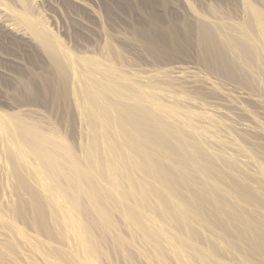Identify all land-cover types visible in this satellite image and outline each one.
Segmentation results:
<instances>
[{
  "label": "rangeland",
  "instance_id": "obj_1",
  "mask_svg": "<svg viewBox=\"0 0 264 264\" xmlns=\"http://www.w3.org/2000/svg\"><path fill=\"white\" fill-rule=\"evenodd\" d=\"M119 104L200 158L146 139ZM19 128L56 149L58 175ZM161 166L194 180L173 191ZM193 192L213 205L199 214ZM255 235L264 238V0H0V264H264Z\"/></svg>",
  "mask_w": 264,
  "mask_h": 264
},
{
  "label": "bare ground",
  "instance_id": "obj_2",
  "mask_svg": "<svg viewBox=\"0 0 264 264\" xmlns=\"http://www.w3.org/2000/svg\"><path fill=\"white\" fill-rule=\"evenodd\" d=\"M245 32H242V35H244ZM203 42H207L206 39H208L209 41L212 40V34L211 32H208V30L206 29L205 26H203V28L201 29V37ZM48 45V44H47ZM45 46V45H44ZM202 53L204 55L207 56L208 55H212V52L208 51V46L207 45H203L202 47ZM206 48V50H205ZM46 51H48L49 57L54 61V67L56 69L57 72H59L60 74L57 75H61V77L59 79H61L63 82L62 84L65 85L66 83V71H65V67L63 64H61L62 62L59 63L58 59H59V54L57 55V52L55 51L54 48H52L51 46L48 45V47L46 46ZM214 53H218V51H214ZM69 79V78H68ZM59 80V81H61ZM145 80V79H144ZM146 81V80H145ZM58 82V81H57ZM59 85V84H58ZM67 85V84H66ZM59 87V86H58ZM62 87V86H61ZM66 87V86H65ZM67 88V87H66ZM60 89V97H62V99H64L67 95V89ZM117 109L123 114V116L130 122V124L132 125V127L134 128V130L140 132L146 139L149 140H153L158 146L163 147L164 149L170 151L171 153L177 155L181 160L185 161V162H193L197 159L200 158L199 153L193 152V153H189L181 144L178 140H176L175 138H173L171 135L160 131L159 129H157L155 126H153L150 121L147 119V117L145 115H143V113L140 112V110L134 106V105H123V104H119L117 105ZM29 112V111H28ZM18 115V114H17ZM72 115V114H71ZM14 118V117H13ZM20 118V117H19ZM17 118V119H19ZM2 119V118H1ZM16 119V118H14ZM16 119V121H17ZM23 120V119H22ZM21 120V122H22ZM75 120V119H74ZM20 122V119L18 120ZM71 121V120H70ZM26 122V121H25ZM27 123V122H26ZM71 123V122H69ZM25 124V123H24ZM73 124V123H72ZM23 125V124H21ZM24 126V125H23ZM28 126V123H27ZM26 124L25 127L27 128ZM32 125H30L31 127ZM22 127V126H21ZM20 127V128H21ZM20 128H19V132H20ZM32 128V127H31ZM35 128V127H34ZM71 128V127H70ZM18 129V128H17ZM75 129V127H74ZM22 130V129H21ZM26 130V129H25ZM24 130V131H25ZM23 131V132H24ZM22 133V132H20ZM34 133V132H33ZM31 133H27L24 132L22 133L24 136V139L22 138V136H19V138L21 137L24 140V145L26 146L27 144H29L30 148L32 149V152L36 155V157H38V159L41 160V162L43 163V165H45L50 171L51 173H53L54 175H58L57 173V169L55 168L56 165V161L54 158V152H56V149H52V148H48V147H44L43 143L38 139L37 136H35L34 134ZM25 139H26V143H25ZM21 140V139H20ZM172 140H176L178 143H173ZM22 141V140H21ZM28 142V143H27ZM26 146V147H29ZM205 168L208 167L210 164L205 162L202 164ZM49 171V172H50ZM159 173H160V178L161 181L164 185H166L167 187H169L170 189H172L176 192H180V181L181 179H189V180H194V178L187 172H182L180 175L174 173L173 171H171L169 168H167L166 166H161L159 168ZM71 178V177H70ZM23 179V178H22ZM20 183V182H19ZM21 183L24 187L25 185V181L21 180ZM27 184V183H26ZM28 187V185H27ZM35 190V189H34ZM95 191V190H94ZM241 195H244L245 199L248 200V202H255V200L250 196V194L246 191H239ZM30 195V194H29ZM37 195V192L36 194ZM33 197V194H32ZM31 197V199H32ZM36 197V196H35ZM242 197V196H241ZM192 199L194 201V205L196 207V209L198 210L199 214L206 208H208V206L213 205V202L205 196H202L200 194H196V192H193L192 194ZM244 199V198H243ZM35 200V199H34ZM35 203V202H34ZM34 206V205H33ZM42 203L41 202H36V208H37V214L41 213L43 211L42 208ZM34 208V207H33ZM34 208V209H36ZM82 208V207H81ZM206 208V209H207ZM209 209V208H208ZM213 209V207H212ZM211 210V209H210ZM33 211V209H32ZM36 211V210H34ZM207 211V210H206ZM44 212V211H43ZM209 212V211H208ZM207 212V213H208ZM216 212V211H215ZM233 212V211H232ZM102 213L105 215V222H104V226H107L108 224H110L111 221V217H112V213L111 211H108V209L103 208L102 209ZM210 213V212H209ZM209 213L207 215H209ZM33 214V212L31 213ZM36 214V217L38 218ZM205 215V213H203ZM241 214V213H240ZM44 215V213H43ZM206 215V216H207ZM213 213L210 215L212 216ZM234 215V213H233ZM31 216V215H30ZM32 216L35 217V215L33 214ZM31 216V217H32ZM46 216V215H45ZM236 216V215H235ZM41 217V216H40ZM36 218V219H37ZM42 218V217H41ZM212 220L217 224H219V220L215 219L213 216L211 217ZM40 219H37V221ZM44 221V218L41 219ZM40 222V221H38ZM42 222V221H41ZM41 228H42V224L41 223ZM45 222V221H44ZM39 224V223H38ZM227 224V223H226ZM45 225V224H44ZM47 225V224H46ZM45 225V227H46ZM225 225V223H224ZM219 226V225H218ZM229 226V225H226ZM38 228L40 227L37 226ZM221 227V226H219ZM39 228V229H41ZM48 229V227H47ZM43 230L46 232V229H41L40 231L43 232ZM227 230V229H226ZM254 237V238H253ZM253 244L254 247H256V249H264V238H260L259 236H253ZM252 244V246H253Z\"/></svg>",
  "mask_w": 264,
  "mask_h": 264
}]
</instances>
